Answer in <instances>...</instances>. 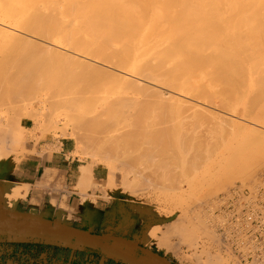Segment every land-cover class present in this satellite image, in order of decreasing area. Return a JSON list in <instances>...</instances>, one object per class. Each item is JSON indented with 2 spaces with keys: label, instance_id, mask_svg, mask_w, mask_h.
I'll list each match as a JSON object with an SVG mask.
<instances>
[{
  "label": "bare ground",
  "instance_id": "obj_1",
  "mask_svg": "<svg viewBox=\"0 0 264 264\" xmlns=\"http://www.w3.org/2000/svg\"><path fill=\"white\" fill-rule=\"evenodd\" d=\"M0 38H6L14 42L18 41V44L20 45L21 43L22 47L30 46L31 48H34L35 51H38L40 56L42 55V57H45L48 60L50 56H53V58H55V64L57 60L56 57L60 60L57 61L58 63L60 62L61 64L62 62L61 65L65 64L61 66L62 69L59 70V72H61L60 75L59 72H55L61 77H54V72L53 75L50 74L51 71L48 72V68L53 67L54 63L50 65L51 67H48L49 64L48 66L46 65L50 60H52V57H50L49 61L47 59H43V63L39 62L40 59V61H42V57L37 58V60H39L37 61L35 59L34 63L31 64L28 63L33 61L34 58L31 61V58H29L28 61L26 59L24 60L25 57H22V59L19 57L18 59H21V62H19L20 60L18 61L17 58L16 61H14L15 58L13 60L11 59L14 63L9 64L13 67L15 64V68L17 69L14 70L15 68L13 69V67L11 68L10 66L11 70L13 69L14 72L12 71L11 73L10 71L11 74L9 72L8 73L10 75H14H12V77H14L13 81H16L15 85L17 84L16 87L19 91L15 92L16 89L12 91L15 93L18 92L17 94L21 96L19 99L22 102L35 99L36 102L42 103L43 106L48 105L47 102H49V104L54 103V106L57 105L60 110L62 109L56 113L55 117L58 118L59 116H62L65 118V122L63 121L62 123L63 125L65 123H70V126L72 125L71 127H74L72 129H76V131L74 130V132H72V136L75 139L80 140L89 147L95 148L94 150L99 151V153H103L104 157L115 159L119 156V160L122 158L123 160L121 161L125 163L126 166L127 164L129 166L132 164V167H134V163L138 165L141 164L143 166L145 163L143 164L141 162H148V159L151 163V159H154L155 156L150 152L153 151L156 154H159L160 152H158V150H164V147L161 148L160 145L166 146L165 143L169 141L165 140L166 137L164 139V137L159 135L161 137L160 138L157 134H155V132H159L158 129L160 128L156 129L155 132L153 131L154 134H152V130L148 131L147 129H144L146 127L142 128L140 123H137V125L135 122H138L140 112H138L139 114H136V116L138 115L135 119L137 121H133L135 123L134 129L133 127L131 128V123L129 124L130 128L134 130L132 132L130 130L125 132L123 129L124 133L121 132V129H117L119 122L117 120L115 121V118L113 117L114 121H112L109 115L110 121L116 122L117 126H115V123L109 122L111 123V127L114 126L111 129L108 122H106L104 123V127H102V121H105L107 118L105 120L101 119V112L104 113L107 110L111 112L112 110L110 109L113 107L109 108V103L107 105L109 109L107 107V109L105 108L106 104L104 105V108H102L103 105L101 104V101L99 104L101 105V109H104V111H97L98 109L96 110V106L98 104L96 103L97 98H94V93H98L99 91L97 90L98 92H95L90 88L92 86L93 89L94 86L97 87L96 85L99 81V76L102 75H107V78L112 76V79L115 78L118 80L121 85L118 82L115 83L119 84L120 87L122 86V89H129L131 87L130 89L132 91V87L133 89L135 87L137 89V91L135 90V93L140 92V95L142 91L146 94L147 92H150L158 96L164 94L166 95L164 97L167 98L168 101L169 99L174 100L175 104L177 103V106L178 104L180 106H185V110L186 107L188 110H191L190 107L205 108L204 106H206V108L209 107V109L219 107L218 110L233 111L236 107H238L239 103H243L245 105L243 109L245 111L243 112H249V117L254 119L257 125L262 127L264 126V0H0ZM32 54L33 53H31V55ZM34 54V57L36 58L38 55L37 53ZM45 54L46 56H44ZM45 60L48 62L45 63ZM5 62L7 63L8 61ZM15 62L18 63V65ZM1 63H3L1 66L6 65L4 62ZM19 65L21 68L18 67ZM59 66L60 65L56 67L57 70ZM1 68L3 70V67ZM4 68H6V66ZM18 69H22L20 74ZM44 73L47 74L45 75ZM48 74H50L48 76L49 78H44V76L46 77ZM96 77L98 78L96 81L97 83L95 82L97 79ZM102 79L103 78L101 77L100 80L102 81ZM93 81L95 83H93ZM114 81H112L113 85ZM10 85H12V83ZM98 85L100 86V84ZM115 86L118 85L115 84ZM88 89L94 92L92 93L89 90L94 98L93 99L91 96L90 99H96L95 108L92 107V99V101L90 100L91 102L87 100L86 102H89L87 104L84 101V99L86 100L89 98L86 95L85 96L87 98L84 96L86 93L88 95L90 94L87 92ZM144 90L147 91L145 92ZM225 91H230V93ZM14 92H11V94H15ZM146 94L143 96L145 97ZM148 95L146 96L150 97ZM245 96L247 98L243 99ZM43 97L48 100H44ZM41 98H43V100ZM249 98H252L251 101H249ZM102 99L103 98H101V100ZM152 99L154 101V98ZM129 100V102L127 101L128 103H124L127 104V107H130V105L133 106L134 103H136L137 107L138 104L135 98H131ZM139 102L140 101H138V103ZM83 103L86 105L92 104V111L89 108V105L87 106L88 109L85 107L84 111L85 113L91 111L89 112L92 113L91 115L89 114L90 116L87 114V116L85 115L86 117H81L84 116L82 115L84 109L83 107L85 105H83ZM143 103L145 106L146 103ZM158 104L159 101L157 105ZM112 105L115 106L119 104L113 103ZM154 106L156 105L154 104ZM159 107H161V105ZM115 108L114 110L116 111ZM86 109L88 111H86ZM145 110L147 111V108ZM106 113L102 115L106 116ZM210 113V115H214V117H221L218 114L215 115L214 113L212 114V112ZM46 115H48V113H44L43 110V113L40 114L35 112L30 113L28 114V117L33 119L35 122L43 121L41 122L43 124L47 120L51 119H47ZM105 116H103V118ZM142 116L143 115H141V118ZM245 116L247 117L248 113L247 115L245 114ZM202 118L204 117L202 116ZM227 118L229 121L231 120V117L223 119L226 120ZM50 121L55 124V120L53 121V119H51L47 123H49L53 129L58 128V126L54 128V125L51 124ZM49 124H43L45 127L42 128V130L45 128L47 130L50 129ZM106 124L110 130H113H109V132H114V136L117 135V137H114L113 133L111 134L108 132V128L105 127ZM170 124L172 125L171 122H169V125ZM43 125H41V127H43ZM137 126L138 129H136ZM93 127L95 130H93ZM100 127L104 128L103 131L105 132L101 131L99 129ZM115 127H117L116 129L119 130V132L115 129ZM89 128L92 130L88 131ZM174 128L173 122V131ZM85 129L90 132V134H103L102 136L105 137L106 134L104 133H109L107 135L111 134V137L109 136V138L106 136L108 138H104L100 136L102 138V140H100V137L97 135L93 136L94 134H91L93 137H97L93 140L90 138L92 136L89 133H86L87 135L84 134L87 132L83 131ZM135 129L136 131L139 130L137 131L138 135H141L139 137H142L145 130V136H156L158 139L160 138L162 141L164 139L166 142L164 144H158L159 146H157L159 149L157 150V146L154 144L155 142L157 143V141L152 138L151 142L152 140L153 142L155 141L153 143L154 148L152 147V151L149 152L150 146L152 145H149L150 142L146 141L147 137L144 139L145 136L143 138L144 140L140 138L141 142L136 140V136L138 135ZM148 129L150 130L151 127ZM169 129L170 128H168V130ZM78 130H81V133ZM140 131L143 132L139 134ZM169 131H171V129ZM178 131L179 130H177V132ZM163 132H165V130L162 129V131L158 134H162ZM188 132L187 136H189ZM147 133L150 135H147ZM173 133L175 134L176 131ZM119 134L121 136H119ZM176 134L179 136V132ZM176 134H171L170 136L173 135V137H176ZM169 135H164L167 136V140L170 137ZM182 136L186 135L183 134ZM187 136L185 138H187ZM180 138L181 137H178L177 139L179 140ZM185 138H181V148L186 144L182 145V142L184 141H182V139ZM170 139L171 138H169V140ZM177 139H175L176 142L178 141ZM187 139H185V141H188ZM170 144L171 143H168V145ZM176 144L173 143L175 148H178L176 146L179 145V141L178 144ZM166 148H168L166 153L172 151H170L172 148L169 146H166ZM133 149L142 151L143 153L140 154L141 157L145 154L143 156L144 158H140L139 152H135ZM200 149H198V151L196 150V152L201 153L202 151H200ZM129 150H132V152L130 151L129 153L130 156H125V152ZM133 151L136 155H134ZM178 151L179 149L176 152L172 151L176 156L174 153L172 154L175 157H178ZM189 152L188 154L187 152H183L184 156L187 157ZM1 154L3 155V153ZM172 154L170 153L167 156L173 157ZM120 155L124 156L122 157ZM159 155L162 154L160 153ZM131 156L133 158H137L133 159ZM138 156L140 160H138ZM146 156L147 158L145 159ZM2 157H0V159ZM157 157L158 156H156V159L159 161L160 157ZM195 157L197 156H193L192 158ZM180 158H182L181 155ZM185 158H183V161L185 160L190 163L192 158H188V160ZM164 159L161 158L159 161L162 162L161 165L163 168L165 166L169 168L170 165L174 166L171 168H176L173 163H170V161H168L170 163L168 166V159L166 160V157ZM198 159L195 158L196 161ZM136 166L137 165H135V168ZM91 167L92 163L88 162V165L82 168V179L88 178ZM167 167H165L166 172H168ZM110 168L112 169V167ZM152 168L153 166L151 168L149 166V169H147L149 171ZM228 168L229 167L225 169ZM129 169L133 171V173L135 172L134 174H138L137 171L139 170H134V168L133 170L132 168ZM140 169H142V167ZM157 170L158 169L155 171V168H153L151 172H156L157 175H160ZM162 172L166 173L165 171ZM173 172L174 171H171V173ZM141 173L145 174L146 172ZM168 173H166L167 176H169L168 179H170V176L173 177L172 175H168ZM144 174L143 176L147 175ZM150 174L153 175L152 173ZM228 175L229 173L224 174L222 177L223 181L218 182V185L228 184L230 181V177H228ZM142 183L138 184V186L142 185ZM22 187H24V185L9 182L0 188V198L5 200L7 207H13L14 203L20 199L21 196L19 192ZM189 187H193V185H190ZM60 214L59 218L66 215L64 212L61 216ZM175 226L171 228L173 229ZM152 231L153 230L151 229L144 233L143 241L149 245L154 243L161 250H169L167 244L165 245V238L163 242V238H156ZM174 231H177L176 228L173 229V232ZM189 231L193 232L192 228H189ZM219 261L217 260V262Z\"/></svg>",
  "mask_w": 264,
  "mask_h": 264
},
{
  "label": "rangeland",
  "instance_id": "obj_2",
  "mask_svg": "<svg viewBox=\"0 0 264 264\" xmlns=\"http://www.w3.org/2000/svg\"><path fill=\"white\" fill-rule=\"evenodd\" d=\"M15 44H17V45H15ZM18 45H19L18 41L14 42V41H11V40L6 39V38H0V63L4 62V64H6L4 66H1L3 63L0 64V66L3 67V70L0 67V83H1L0 84V139L5 140L7 142L8 153L10 156H12V155L17 156L18 155V149H19L20 142L24 139V132L25 131L22 128L23 124H27L28 126L32 127V131L35 134H38L37 138L42 137V136L55 137L58 139L67 138V137L71 138L75 144V151L73 153L74 156H78L81 160H86L88 162H91L92 165H98V166H102L103 168H105L106 178H105L103 187H101L102 196L105 199L111 200V202L115 201L116 204L117 203L119 204L121 213L125 214L127 216H130V219L134 220V226H135V229L139 231L138 232L139 235H144V233H146L147 231L152 229L153 230L152 232L156 238H158V239L163 238L162 239L163 242H164V238H165V241H166L165 245L167 244L169 250L167 249V251L166 250L161 251L157 248L158 246L153 245V247L157 248L158 251L162 252L165 257L169 258L175 264H227V263L228 264H233V263L234 264H240V263L236 262L235 260H233L231 257L224 255L220 252L216 235L210 226L211 214H210V210L208 209V206H209L210 202L219 193L227 190L229 187H231L235 183H243V184L251 183L252 181L255 180V178L259 174L264 173V126L262 127V126L257 125L255 123V120L249 117V112H247V111H246V113L243 112V111H245V110H243L245 107V105L243 103H239L238 107H236L233 111H231V110H229V111L224 110L223 111L221 109L218 110L219 107H215L214 109L213 108L209 109V107L206 108V106H204L205 108H202V107L201 108H199V107L192 108V107H190L191 110L190 109L188 110V108L186 107V110H187L186 111L184 109L185 106H180L178 104V106H179L178 107L177 103L175 104L174 100L169 99V101H168V99L164 97V96H166L164 94L160 95L163 97H160L156 94H153L150 92H147V94H146L142 91V93L140 95V92L135 93L137 91V89L135 87H134V89L132 87V91L130 89L131 87L129 89L125 88L126 90L122 89L123 87L122 86L120 87V85H121L120 82H118V80H116L115 78L112 79L113 77L110 75H109L110 77H108V78H107V75L99 76L100 77L99 81H101L100 80L101 77L103 79L101 82L98 81V83L96 82L98 80V78L96 77L97 79L95 80V82L97 83V85H96L97 87L94 86V89H93L92 88L93 86H92L90 88L95 92H98V91L99 92L94 93L90 89H88L87 92L88 93H90V92L94 93V95H95L94 98H97V100L95 99L97 101L96 103L98 104V105L96 104L97 105L96 110L98 109L97 111H101V110L104 111V109H101V105L99 104V103H101V101H102L101 104L103 105L102 108H104L105 104H106V106H105V108H106L107 105L110 103L108 105V107L109 106H110L109 108L113 107L112 109H110L113 112L112 111L109 112L107 110L108 112L105 111L104 113H106V112L109 113V114L106 113V116L109 115L110 118L112 119V121H114L113 118H115V121L117 120L119 122L118 128L115 127V129L116 128L119 130L121 129L120 130L121 132H123V130H125V132L130 130L132 132V131H134L133 129L135 127V123L136 124L140 123L142 128L146 127L144 129H147L148 131L152 130L151 132H152V134H154L155 130L160 128L161 130L158 129L159 132H155V134H157L158 136L161 135V137H164V139L166 137L165 140L169 141V142L164 141V139H163V141H164L163 142L160 139L161 138L160 136H159L160 137L159 139L156 136L151 137L152 135L151 136H145V134H144L145 130H144V133L142 134V137H139L141 135H138L137 131H139L141 127L139 128V130L136 131V129H138V126L135 129V131L137 132V135H138V136H136V140L141 142L140 138L143 139L145 136L144 139H146V137H147V139H149V140L146 139V141H149L150 142L149 145H152V146H150L149 152L152 151L151 148L153 147L154 144L157 146L158 144H164L166 142L165 143L166 146L167 147L169 146L170 148H172V149H170V151L172 150V151L176 152L179 149V151H178L179 156L178 157L180 158V155L182 157L179 160L178 157H175L176 155L174 152L171 151V152L166 153L168 151L167 150L168 148H166L165 145H163V146L160 145L161 148L164 147L163 148L164 150H161V149L158 150L159 149V147H158L159 145H158L157 150L162 155H159L160 153L156 154L153 151L150 152V153H153V155L155 156L154 159H156V156H158L157 158L160 157V159H159V161H160L161 158L164 159L166 157V160L168 159L167 162L170 161V163H173L175 165V167L178 169L171 168L174 166H171V165L169 166L170 163L168 162L167 165L169 166L170 171H169V168L167 166H165L168 168V172H169L168 173V172H166V168L162 167V165H161L162 162H159L158 159L154 160L153 158L151 159V163L149 162V159H148L149 163L142 161L141 163H143V164L145 163L143 166L141 164L138 165L136 163H134L135 165H137L136 168H135L134 164H133L134 167H132V164H130V166L127 164V166H126V164L121 161V160H123L121 157H120L121 160H119V156L116 157L115 159H111L110 157H104L103 153H99V151L94 150L95 148L89 147V146L85 145L83 142H81L80 140L75 139L72 136V132H74V130L76 131V129L73 130L72 128H74V127H71L72 125L70 126V123H65L63 125L62 123H63V121L65 122V118H63L62 116H59L58 118L55 117L56 113L61 111L62 109L60 110V108L57 105L54 106V103L49 104V102H47L48 105L43 106L42 103L36 102L35 99H33V100L30 99V100H28L29 102L28 101L22 102L19 99V98H21V96H19L17 94L18 92L15 93L16 91H19L18 88L16 87L17 84L15 85L16 81L15 80H14L15 82L13 81V79H14V77H12L13 74L10 75L12 73V71L14 72V70H16L17 68H15V64H14V67L10 64H13L14 61H16V58L18 59L19 57L21 59H22V57H25L24 60L26 59L28 61H29V58H31L30 61L34 58L33 61L28 63V64H31V63H34L35 59L37 60V58H41L42 55L40 56L38 51H35L34 48H31L30 46H28V47H29V49L32 50V52H31V50L28 49L27 46L26 47L23 46L24 47L23 48L21 43L19 46ZM24 49H27L29 52L27 50H24ZM31 53H33L32 54L33 56L31 55ZM34 53H37V55L39 57L37 56L35 58ZM40 54H41V52H40ZM44 56H46V54ZM50 57H52L51 58L52 60H50ZM50 57H49L50 61L45 57H42V61H40L41 59L40 60L38 59V60H39V62L43 63V59H47L50 62L49 63L47 60H45L46 61L45 63L48 62L46 65L48 66V64H49L48 67H51L50 65H52L54 63L53 67L54 66L55 67L54 68L51 67L53 69L48 68V72L51 71L52 73L50 72V74H52V75L54 72V74H55L54 77L59 76L61 73V72H59V70H61L62 69L61 66L65 65V64L61 65L62 62H61V64H60V62L58 63L57 61H60V60H58L59 58H57V57H56L57 60H56V64H55V62H54L55 58H53V56H50ZM14 58H15V60L12 61ZM21 59H18V61L20 60L19 62H21ZM5 61H8L7 62L8 64ZM51 61H52V63H51ZM16 64L18 65V63H16ZM20 65L18 67H20ZM58 65H60V66L57 70L56 67H58ZM5 66H6V68H4ZM10 66H11V68L13 67V69L14 68L15 69L11 70ZM18 70H19V74H20V71L22 69H18ZM10 71H11V73H10ZM46 72H47V70H46ZM55 72H59V75ZM50 74H48L46 77L44 76V78L48 79L49 78L48 76ZM6 76H7V78H6ZM59 77H61V76H59ZM66 77H67V75H66ZM56 78H58V77H56ZM56 78H55V80L57 81ZM70 78H71V76H70ZM9 79H10V81H9ZM51 80H52V77H51ZM6 81H8V82H6ZM112 81H114V85H113ZM95 82L93 81V83H95ZM115 82H118L120 85L115 83ZM11 83H12V85H10ZM98 84H100V86ZM115 84L118 85L119 87L115 86ZM100 87H101V89H100ZM7 88H8V90H7ZM96 88H98V89H96ZM12 90H15V92ZM89 90H90V92H89ZM10 91L14 92L15 94H11ZM225 92L230 93V91H225ZM39 93H41V92H39ZM143 93L146 95L149 94L148 96H150V97H147L146 95L144 97ZM100 94H102V95H100ZM85 95L88 96L89 98H87ZM89 95L87 93L84 94L85 98H87L86 100L83 98L86 104L89 103V102H86L87 100L90 101L93 98L92 94L90 96ZM91 96H92V98L90 99ZM43 98H41V99L43 100ZM101 98H103V99L101 100ZM131 98H135V100H137L136 101L138 104L137 107H136V103H134L133 106L130 105V107L129 106L127 107V104H124V103H128L130 101L129 99H131ZM152 98H154V101ZM246 98H247L246 96L243 97V99H246ZM251 99L252 98H249V101H251ZM44 100L47 101L48 99L44 98ZM95 100H93L94 102L92 101L93 105L88 104L91 111H92V107L95 108ZM156 100H157V102H156ZM115 101H116V103H115ZM138 101H140V102L138 103ZM158 101H159V104L161 105V107H159L160 106L159 104L157 105ZM143 102L146 103L145 106H144ZM85 103H83V105ZM113 103L119 104V105L114 106V105H112ZM171 103L172 104L174 103L173 104L174 106ZM86 104L84 105V107L82 106L84 108L82 115H84V116H81V117H86L87 114H88V116H90L92 114V113H89L91 111H89L88 113L84 112L85 107L88 106ZM154 104L156 106H154ZM91 105H92V107H91ZM99 108H100V110H99ZM114 108L116 109V111L114 110ZM146 108H147V111L145 110ZM181 108H183L184 110ZM87 109H88V107H87ZM87 109H86V111H88ZM194 109H196V110H194ZM43 110H44V113H48V115H46L47 119L51 118V119H53V121L55 120L56 125L53 122L51 123V121H50V123L54 125V128H56V126H58V128L53 129V127L49 123H47L49 120H51V119H49L46 122H44L43 124L44 125L49 124L50 129L47 130L45 128L46 130L43 129L44 130L43 131L42 128L45 127L41 123L43 121L35 122L33 119L28 117V114H30V113L35 112L37 114H40V113H43ZM123 111L125 112V114ZM145 111H146V113H145ZM151 111H152V113H151ZM153 111H155V112H153ZM138 112H140V115H139L140 119L138 118V122H135V121H137L135 119L138 116V115L136 116V114ZM161 112L162 113L164 112L163 113L164 115ZM210 112H212V114L214 113L215 115L218 114L221 117H219V116L214 117V115L213 116L210 115L211 114ZM101 113L104 114L103 112H101ZM207 113H209V114H207ZM243 113H244V116H245V114L247 115V113H248V116L244 117ZM102 114H101V116H102L101 119L105 120L107 118L109 120L106 119L105 121H102L103 125L101 124V126L104 127V125H105L104 123L108 122V125L112 129V127H114V126L111 127V123H109V122H112V121H110L109 116L106 117L105 115H102ZM114 115H116V116H114ZM141 115H143L142 118H141ZM103 116H105V117L103 118ZM134 116H135V118H134ZM202 116L204 118H202ZM226 117H229V118L231 117V120L229 121L228 118H227L228 120L223 119ZM122 118H124V119H122ZM126 119H127V122H126ZM157 120H159V121H157ZM123 121H124V123H123ZM166 122H168V123H166ZM169 122H171L172 125L171 124L169 125ZM173 122H174V127H175L174 131H173ZM112 123L116 124V122H112ZM122 123L124 126L122 125ZM130 123H131V128L133 127V129L130 128V125H129ZM41 125H43V127H41ZM127 125H129V126H127ZM115 126H117V124ZM163 126L167 127V128H164ZM46 127H47V125H46ZM105 127H107V124ZM149 127H151L150 130L148 129ZM168 128H170L171 131H169L170 129L168 130ZM99 129L101 131H103L104 128L100 127ZM162 129L165 130V132H163L164 135L165 134L169 135L170 133L175 135L176 133L179 132V136H178V134H176V137L174 136L175 137L174 138L173 135L170 136L171 135L170 134L169 138H171V139L169 140V138H168V140H167V136H164L163 133L158 134L162 131ZM89 130H90V128L88 129V131ZM93 130H95L94 127H93ZM109 130L110 129L108 128V132H109ZM119 130H117V131L119 132ZM147 130H146V132H147ZM177 130H179V131L177 132ZM78 131L81 133V130H78ZM83 131H87V130L85 129ZM88 131L85 132L84 134H86V133L90 134V132H88ZM110 131H113V130H110ZM175 131H176V133L174 134L173 132H175ZM103 132H105V131H103ZM142 132L143 131H140L139 134H141ZM151 132H149V133H151ZM187 132H188L189 136H187ZM109 133H111V132H109ZM109 133H104V134H106V136L109 137L113 133V136H114V132H112L110 135H107ZM123 133H121V134H123ZM149 133H147V135ZM181 133H182V135L183 134L186 135L188 139L185 138L186 136H182ZM91 134H94L93 136L97 135L98 137L103 135V134L99 135L96 133H91ZM115 134H116V131H115ZM93 136L92 137L89 136V137L93 140L95 138H97V137H93ZM119 136H121V135L119 134ZM102 137H104V136H102ZM108 137H106V138H108ZM114 137H117V135ZM178 137H181V138L183 137V138L188 140V141H185V139H182V141L184 140L183 141L184 143L182 142V145L186 143L185 146L182 148L180 146L181 145L180 144L181 138L178 140L177 139ZM203 137H204V139H203ZM152 138H153V140L157 141V143L155 141H154L155 142L154 143L153 140L151 142ZM99 139L102 140L101 137ZM156 139H158V140H156ZM175 139H177L179 141V145H177L178 141L176 142ZM189 139H191V140H189ZM79 142H81L82 144ZM168 143H171L172 145L171 144L168 145ZM173 143L174 144L177 143L176 147H178V148H175V145H173ZM120 146H121V144H120ZM156 146H155V148H156ZM194 146H195V148H194ZM200 147H201V149H200ZM198 149H200V151H202V152L201 153L196 152V150L198 151ZM133 150L135 152L136 151L139 152L140 158H142L145 155V154H143L141 157L140 153H143L142 151L136 150V149H133ZM130 151L132 152V150L126 151L125 156L126 155L130 156L129 155ZM193 151H195V152H193ZM5 152H6V150L3 147H0V154L5 153ZM135 152H134V155H136ZM138 152H137V154H138ZM183 152H185V153L187 152V154L189 152V155L186 157V156H184ZM170 153L171 154L174 153L175 156L172 154L173 157L172 156L168 157L167 155H169ZM120 156L123 157L124 155H120ZM139 156H138V160H140ZM189 156H191V157H189ZM193 156H197L195 158L196 159L199 158V159L196 161L195 158H192ZM136 158H133V159H136ZM146 158H147V156L145 157V159ZM183 158H185L187 160H188V158H192V159H191V161L189 160L190 161V163H189L185 160L183 161ZM193 159H194V161H193ZM145 161H147V160H145ZM136 162H137V160H136ZM151 164H152L153 168H155V171H156V169H158L157 172H159L158 174H160V175H157L156 172L155 173L151 172V170L153 168L148 171L149 166H150V168L152 167ZM110 167H112V169ZM139 167L140 168L142 167V169H140ZM227 167H229L230 169L229 168L225 169ZM129 168H132V170H133V168H134V170L135 169L139 170V171H137L138 174H134L135 172L133 173V171H131ZM140 170H141V172H146L145 174H147V175H145L143 173L145 175V176H143V174L140 172ZM162 171H165L166 173H168V175H172L173 177L170 176V179H168L169 176H167V174L162 172ZM171 171H174V172L171 173ZM139 173L142 176H140ZM150 173H152L153 175H151ZM227 173H229L228 177H230L229 183L226 185H218V182L223 181V179H222L223 175L227 174ZM163 174H165V175H163ZM140 182L141 183L143 182V183H142V185L138 186V184H141ZM187 183L188 184L191 183V184L188 185ZM190 185L191 186L193 185V187H189ZM217 189L218 190L221 189V190L218 191ZM212 191H217V192H212ZM117 214L119 215L120 213H117ZM174 226L178 232L177 231L173 232V229H175V228L172 229L171 227H174ZM189 228H192L193 232L189 231ZM168 232H170V233H168ZM164 233H166V234H164ZM211 234L212 235L214 234L213 238H212ZM166 235H168V236H166ZM150 245H152V244H150ZM217 256H219L221 259ZM217 260L218 261L220 260V261L217 262ZM221 261H222V263H221ZM215 262H217V263H215Z\"/></svg>",
  "mask_w": 264,
  "mask_h": 264
},
{
  "label": "crops",
  "instance_id": "obj_3",
  "mask_svg": "<svg viewBox=\"0 0 264 264\" xmlns=\"http://www.w3.org/2000/svg\"><path fill=\"white\" fill-rule=\"evenodd\" d=\"M22 128L15 158L0 139V188L24 185L13 207L0 198V264H175L102 196L105 168L92 165L82 179L88 161L73 155L71 138H37L32 127Z\"/></svg>",
  "mask_w": 264,
  "mask_h": 264
},
{
  "label": "built area",
  "instance_id": "obj_4",
  "mask_svg": "<svg viewBox=\"0 0 264 264\" xmlns=\"http://www.w3.org/2000/svg\"><path fill=\"white\" fill-rule=\"evenodd\" d=\"M208 209L222 254L240 264H264V173L219 193Z\"/></svg>",
  "mask_w": 264,
  "mask_h": 264
}]
</instances>
